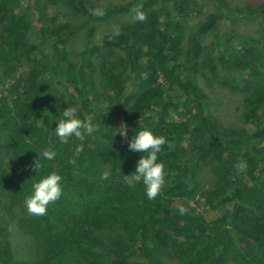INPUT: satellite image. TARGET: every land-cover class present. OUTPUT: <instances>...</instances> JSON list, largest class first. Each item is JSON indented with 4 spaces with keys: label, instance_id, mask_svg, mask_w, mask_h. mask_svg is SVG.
Returning a JSON list of instances; mask_svg holds the SVG:
<instances>
[{
    "label": "trees",
    "instance_id": "obj_1",
    "mask_svg": "<svg viewBox=\"0 0 264 264\" xmlns=\"http://www.w3.org/2000/svg\"><path fill=\"white\" fill-rule=\"evenodd\" d=\"M32 1L0 0V264H264V0H210L195 27L194 0H130L103 15L87 0H35L80 19L41 25ZM124 12L119 30L99 39V25ZM215 85L244 96L242 126L214 113ZM71 106L98 131L60 144L54 129ZM140 130L166 139L165 184L152 200L124 179L142 155L128 150ZM45 149L55 156L40 161V175L58 173L62 195L37 216L24 201ZM4 215L31 239L35 263L14 250Z\"/></svg>",
    "mask_w": 264,
    "mask_h": 264
},
{
    "label": "clouds",
    "instance_id": "obj_2",
    "mask_svg": "<svg viewBox=\"0 0 264 264\" xmlns=\"http://www.w3.org/2000/svg\"><path fill=\"white\" fill-rule=\"evenodd\" d=\"M133 22L145 20V15L138 8L132 9ZM96 15H103L101 10H95ZM76 108L68 107L62 112V117L56 123L54 136L60 144H68L71 139L83 141L85 136H92L98 131V126L95 123L82 121L75 117ZM127 125H124L116 130L121 137L125 136ZM116 134V135H117ZM166 143V139L161 135H154L149 130L138 131L128 142V150L130 152L141 153L142 155L136 162L135 172L131 176H124L128 185L134 186L137 183L144 185L145 194L149 200L158 196L162 186L165 184L167 172L162 162H158V154L161 152V146ZM82 150V144H77L75 151L77 154ZM55 153L45 149L38 155V159L31 166V170L36 173L35 177L38 180L31 185V194L26 197L24 203L27 211L30 214L43 216L46 213L47 206L51 202H55L62 195V177L55 171L49 172L47 175L41 176L43 164L40 161L52 160ZM246 166L240 165V169L244 170ZM107 173L102 174V179H107ZM186 209L179 208V212L184 214Z\"/></svg>",
    "mask_w": 264,
    "mask_h": 264
},
{
    "label": "rangeland",
    "instance_id": "obj_3",
    "mask_svg": "<svg viewBox=\"0 0 264 264\" xmlns=\"http://www.w3.org/2000/svg\"><path fill=\"white\" fill-rule=\"evenodd\" d=\"M88 4L91 9L95 10H102L103 8L107 7L109 4H121L128 2L130 0H87ZM237 3L239 1L248 2V1H255V0H236ZM194 2H198L201 6V15L194 16L193 19H189V24L191 27H195L198 23L201 21H204L206 19V16L213 12V4L210 0H194ZM27 0H22V4H26ZM32 13L33 18L36 25H41L43 22V19L46 17L48 20H51L52 18H61L65 17V19H69L73 21L75 24L80 22V19L77 18L75 15L71 14L68 9L62 6H49L44 11L41 7V4L37 3L35 0L32 1ZM128 14L127 12H124L123 14L117 15L110 19L107 22H103L99 25L98 30L101 31L98 35V38L100 39L102 36L106 34H114L116 33L119 28L121 27L122 23L127 20ZM52 24V23H51ZM225 22L221 23V30L224 29ZM245 34H251L253 33L252 30L256 29L255 25H251V23H248L247 26L244 27ZM252 29V30H251ZM83 41V38L76 37L74 40L69 42V46L72 48V50L75 52L79 49L81 43ZM31 42L34 43L32 40ZM21 72L27 71V65L22 64V66L19 68ZM4 82H0V93L3 92L4 88ZM207 90H210L213 92L215 99L214 104L212 106V109H214V113L217 116H220L225 123H228L232 126L240 127L242 126V112H243V101L244 96L239 93H232L229 89H227L223 85H215L214 88H208ZM74 87L69 86V92L74 93ZM176 93H179V90L175 87ZM1 95V94H0ZM213 96V95H212ZM205 173V172H204ZM204 178V182L202 185H207L208 187L211 186L214 182V177L212 175L202 174ZM210 175V176H209ZM191 205L195 206V201L191 202ZM5 223L9 226L10 229L13 230V240L11 238V242L13 243L14 250L19 249V253L23 254V257H25L27 260L30 261H36L38 259V254L35 252L36 250L32 246L31 239L28 237V235H25L18 223L16 221H13L10 219L9 216L4 215ZM35 263V262H33Z\"/></svg>",
    "mask_w": 264,
    "mask_h": 264
}]
</instances>
